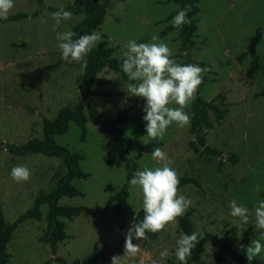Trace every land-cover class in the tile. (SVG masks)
Segmentation results:
<instances>
[{
  "label": "rangeland",
  "instance_id": "obj_1",
  "mask_svg": "<svg viewBox=\"0 0 264 264\" xmlns=\"http://www.w3.org/2000/svg\"><path fill=\"white\" fill-rule=\"evenodd\" d=\"M75 0H44L48 7L38 17L21 21L0 20V142L22 145L32 138L44 137V119H54L64 106H75L80 98V83L85 69L81 64L62 59L57 47L56 32L69 31L81 22L85 13H75ZM107 13L101 27L96 31L107 36L114 56L123 60L124 47L129 40L138 43L167 44L173 52L171 57L179 64L187 60L209 69L204 74L201 96L205 100L227 108L225 116L218 120L213 110L209 111L212 128L203 127L201 134L207 143L222 151L221 157L207 155L198 144L196 151L191 145L196 140L190 126L178 127L173 123L166 131L161 148L170 158L180 176L188 175L201 181L203 187L193 184L179 187L180 194L193 203L191 222L193 230L211 231L218 237L235 226L240 238L247 232L248 245L252 240L264 244L262 231L255 229V207L264 200V35L257 45L256 53H250L252 40L260 27H264V0H197L200 11L196 15L198 30L196 45L190 50L181 47L179 29L172 26L173 17L180 5L168 0H100ZM40 7L38 0H15L10 14L32 13ZM61 8L72 12V18L55 26L51 14ZM166 34H163L166 31ZM158 36L152 41V36ZM245 53L242 59L240 55ZM189 54V56H187ZM88 59V56L86 57ZM105 78L109 83L93 86L89 101L105 119L114 118L119 110L131 107V113L143 111L145 100L132 96L127 91L130 83L122 73L110 68L99 72L97 80ZM221 95H225L222 100ZM193 101L185 109L191 116ZM177 107V105H170ZM87 134L82 138V127L70 122L66 133L56 135L59 144L73 152H79L82 169L87 178H75L72 183L83 195L64 196L60 205L86 206L73 219L66 222L69 238L58 244L57 252L50 243L42 240L47 230L48 205L42 206L43 218L27 219L20 223L12 234L7 249L8 264H68L75 259H84L93 251L95 244L106 245L98 264H111V258L124 254L125 237L133 219L142 207V194L129 188V197L118 214L116 205L106 209L110 196L126 183L127 170L121 158V145L113 134L97 123L88 109ZM146 124L147 122L143 120ZM136 123L123 126L127 134ZM151 139L146 135L133 144L129 156L142 153L138 169L162 167L152 158V152L143 150ZM238 154V162L229 157ZM30 169L27 182H15L10 173L14 166ZM67 171L62 158L42 152L17 155L8 149H0V200L7 222L14 223L31 208L40 193L49 192ZM259 186L260 191H255ZM235 200L249 209V221L230 215V202ZM187 210V211H188ZM183 232L178 226L169 225L154 239H133L141 253L132 259L121 257L122 264H180L176 259V240ZM167 248L169 256L159 253ZM240 253L246 257L244 250ZM260 257L264 261V251ZM189 259V258H188ZM203 259L213 264H233L231 258L221 251L215 241L207 243ZM188 264H199L189 263Z\"/></svg>",
  "mask_w": 264,
  "mask_h": 264
},
{
  "label": "trees",
  "instance_id": "obj_2",
  "mask_svg": "<svg viewBox=\"0 0 264 264\" xmlns=\"http://www.w3.org/2000/svg\"><path fill=\"white\" fill-rule=\"evenodd\" d=\"M40 7L37 8L32 13L18 12L16 14H9L6 20L0 19L1 21H21L28 17H38L40 16L48 7L45 5L44 0H38ZM169 2H174L180 5V10H184L186 6L190 7L188 12V19L191 23L183 25L179 29V38L181 40V47L184 50L190 51L196 45L197 37V18L196 15L200 11L197 5V0H168ZM72 10L75 13L84 12V19L79 22L72 31L76 33L74 39L78 38L83 34H91L93 31H97L104 22L107 10L105 6L100 2V0H75ZM171 26L169 29H173ZM168 30L164 31L166 34ZM264 35V27H260L255 34L251 46L250 53L254 55L256 53L257 45ZM104 39L93 48L91 53L88 55L87 67L85 69L84 77L80 83V98L75 106H64L61 108L58 116L54 119H44V137L32 138L22 145H16L14 143H4L0 142V149H8L12 153L17 155H26L31 152H42L48 156H56L62 158L64 164L67 167V171L62 175L56 186L52 188L49 192L40 193L34 201V204L26 212H24L14 223H9L6 221L4 216V211L2 203L0 200V264H8L10 259V253L7 249L8 243L12 238V234L16 227L27 219H38L43 218L42 206L47 204L48 210L46 213L47 220V230L42 240L50 243L52 251L57 252L58 244L65 239L69 238L66 231V222L62 218L73 219L75 216L80 215L84 211H88L86 206H69L60 205L59 201L64 196H79L83 195V192L76 187L72 181L75 178H87L89 174L85 172L81 167V160L83 156L79 152H73L66 146L59 144L56 140V135L66 133L70 128V122L75 121L78 125L82 127V138L85 140L87 134V116L85 114V109L87 108L89 113L92 115L97 123L102 124V128L114 135L116 140L120 142L121 145V158L126 162L125 167L127 170V180L124 186L115 194L109 197L106 209L112 204L116 205V211L118 214L122 212V205L126 203L129 197V181L132 178L134 172L138 169V160L142 157V153L137 154L135 157L128 155L132 146L136 141L142 136L146 135L145 123L143 122V113L138 115L131 113V107L121 108L114 118L105 119L103 112L96 109L91 105L89 97L93 94V86L97 81L99 84L109 83L108 79L101 78L97 80L98 74L104 68H110L115 71L122 73L123 77L127 80V74H125L121 69V64L123 60H119L114 56L115 48L109 45L107 36L103 35ZM245 53L241 54L239 59L244 57ZM185 64H191L189 60ZM200 85L196 97L193 100V116L191 120L190 131L195 134L196 140L191 141V145L196 151L199 150V145L203 147L202 152L215 156L221 157L222 151L210 146L203 134H201V129L203 127L212 128L213 123L209 119V111L213 110L216 113L218 120L222 119L228 112L227 108H222L220 104L215 103L214 100H205L201 96ZM258 95H264L263 90L258 93ZM222 100H225V95H221ZM128 123H136L131 134H127L123 126ZM161 145L159 139L150 140L147 144L143 146L147 152H153L154 148ZM232 163L238 162V154L234 153L233 156L229 157ZM188 184H193L199 188L203 185L201 181L197 178L184 175L180 176V185L185 186ZM194 209H189L186 214L179 217V227L183 233L191 234L193 230L191 215ZM143 220V210L142 207L136 213L133 222L139 223ZM235 226L227 230L222 236L218 237L215 233L211 231H201L199 233L203 234V238L197 244L196 248L192 249L191 256L189 257V263H199V264H213L206 262L203 259L204 247L207 243L215 241L218 247L223 253L229 256L233 264H249V261L240 253L239 245L248 246L247 232L243 233V237L240 238L236 234ZM159 233H147L148 239H154ZM106 245L99 246L97 243L94 246L93 251L84 259H75L69 264H98V259L104 255L106 250ZM63 264H68L64 259L61 260ZM251 264H264L263 259L257 256Z\"/></svg>",
  "mask_w": 264,
  "mask_h": 264
},
{
  "label": "clouds",
  "instance_id": "obj_3",
  "mask_svg": "<svg viewBox=\"0 0 264 264\" xmlns=\"http://www.w3.org/2000/svg\"><path fill=\"white\" fill-rule=\"evenodd\" d=\"M15 6V0H0V19L6 20ZM190 7L186 6L180 10L172 20V26L180 29L183 25L191 23L188 19ZM55 26L59 27L62 21L72 18V12L61 8L51 14ZM76 33L69 30L56 32L55 39L57 47L61 51L62 59L69 63L76 62L82 68L87 67L86 57L102 41V35L93 31L91 34H83L74 39ZM158 36H152V41H157ZM127 50L123 52L122 71L127 74L130 83L127 91L132 96L141 97L145 100L143 111L146 121V133L151 140H163L167 129L173 123L180 128L191 124V116L186 108L196 97V93L203 83V76L209 71L206 67L196 64H179L171 57L172 49L165 43H138L129 40L124 46ZM177 107H170V105ZM152 158L162 167L134 172L129 184L131 190H137L142 194L143 220L139 223L133 222L128 229L124 254L114 255L111 264H122L121 257L129 259L137 257L141 253L138 243L133 239H147V233H160L169 225L178 226L179 217L186 214L193 201L180 194V177L178 172L171 167V160L168 155L159 147L154 148ZM12 179L17 183L27 182L31 178V171L23 165L14 166L10 173ZM255 191H260L259 186ZM230 215L240 218L243 223L249 221V209L247 206L238 204L235 200L230 202ZM255 229L264 230V200L258 202L255 207ZM264 235V231H262ZM203 238L202 233L193 231L191 234L181 232L176 240L175 256L180 264H188L192 249ZM244 250L246 258L251 264L257 256L264 251V244L260 240H252L250 245H239ZM160 257L167 258V248L159 253ZM141 264H144L143 260ZM152 264H158L153 260Z\"/></svg>",
  "mask_w": 264,
  "mask_h": 264
},
{
  "label": "water",
  "instance_id": "obj_4",
  "mask_svg": "<svg viewBox=\"0 0 264 264\" xmlns=\"http://www.w3.org/2000/svg\"><path fill=\"white\" fill-rule=\"evenodd\" d=\"M187 56H189V54H187Z\"/></svg>",
  "mask_w": 264,
  "mask_h": 264
}]
</instances>
